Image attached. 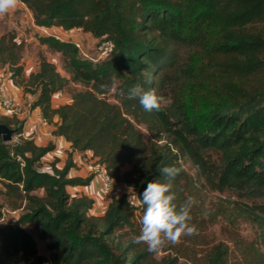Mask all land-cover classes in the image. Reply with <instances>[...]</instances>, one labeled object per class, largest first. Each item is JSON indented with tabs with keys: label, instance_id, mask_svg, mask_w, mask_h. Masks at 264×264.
Wrapping results in <instances>:
<instances>
[{
	"label": "trees",
	"instance_id": "obj_1",
	"mask_svg": "<svg viewBox=\"0 0 264 264\" xmlns=\"http://www.w3.org/2000/svg\"><path fill=\"white\" fill-rule=\"evenodd\" d=\"M20 1L36 29L52 32L38 34L39 40L63 55L68 75L44 55L27 75L25 43L15 31L0 34V69L34 96L31 106L55 126L53 134L64 136L73 151H90L126 188L106 197L104 213H92L95 199L69 188L91 184L94 174L71 175V152L62 167L58 157L45 163L55 144L36 143L24 136V119L0 113V124L17 135L13 143L0 136V192L20 211L16 222H4L0 202V264H201L199 250L170 245L158 257L159 251L133 243L141 227L135 217L143 213L147 184L167 179L159 169L175 166L181 169L172 180L175 202L194 200L190 223L199 229L200 190L187 158L218 190L264 195V80L253 79L264 72V0ZM78 28L98 42L111 40L112 52L86 58L72 38L53 32ZM113 80L116 91L101 87ZM72 83L80 88L72 89L71 101L55 106L53 96ZM137 85L164 96L161 111H145L138 98L119 95ZM206 212L211 221L223 215L234 227L248 219L258 232L250 241L233 238L239 260L231 259L230 244L218 242L203 253V264H264V205L235 202L231 210L220 204ZM36 236L49 256L38 251Z\"/></svg>",
	"mask_w": 264,
	"mask_h": 264
},
{
	"label": "rangeland",
	"instance_id": "obj_2",
	"mask_svg": "<svg viewBox=\"0 0 264 264\" xmlns=\"http://www.w3.org/2000/svg\"><path fill=\"white\" fill-rule=\"evenodd\" d=\"M15 31L17 36L25 43L24 50V58L23 63L25 66V73L30 74L32 71L38 69L40 64V58L42 55L46 56L49 60L53 61L59 70L68 75V72L65 70V61L63 55L60 52H56L51 50L48 46L42 44L39 40L38 34H46L43 31L36 29L35 25L32 24L31 19H28V15L26 13L21 12V14H16L13 17V20H9L8 13L4 16H0V34L4 32ZM58 34H61L63 38L70 37V33L54 30ZM72 35L80 39L84 49L87 53L95 58L98 54V46L99 42L92 35L86 34L84 31H72ZM68 37V38H69ZM181 54L186 56V50H180ZM27 68V70H26ZM2 70H4L2 68ZM6 72V71H5ZM7 73V72H6ZM254 80H264V72L257 75L253 78ZM73 88H80V86L72 83L69 87L64 89L59 93L58 99L59 104L70 102L71 101V93ZM112 98V95H109ZM143 129L144 136L147 137L148 132L144 125L140 126ZM17 139V135H14L12 140L9 143L15 142ZM210 159L212 161H219V154L215 151H211L208 153ZM84 163L80 165H76L75 169L77 171H83L85 176H88L91 171L88 169V165L92 162L93 158L88 154H84L80 156ZM184 165L187 168L188 172L195 178L197 184L199 194L198 198L200 200V209L197 212V219H201L202 221L198 224L199 229L197 228V234L194 235H183L181 236L178 243L172 244L167 243L163 248L168 247L170 245L179 246L181 248H185L189 253L192 251L199 250L198 254L199 263L203 264V253L208 250L212 245L218 242H225L230 244L231 249L233 250L231 253V259L239 260L240 254L237 248L233 245V238L236 236H240L245 240H253L257 236V226L252 223L250 220L245 218H239L236 221V226H232L226 217L223 215H218L216 220L211 221L208 215H205L207 209L212 208L217 210L218 205H224L227 207V210L232 209V205L235 202H238L242 205L250 204V205H264V195L261 197L250 198L244 195L241 191H236L233 189H226L224 191L218 190L214 183L206 180V177L201 174L199 168L193 163L190 159L184 160ZM125 190V189H124ZM124 192V191H122ZM121 194V192L119 193ZM132 200H135L133 197L132 191L128 192ZM0 202L3 204L4 210V218L2 221L4 222H16L19 212L18 210H12L7 202L6 197L0 192ZM224 211V209H223ZM143 213L138 212L136 214L135 219L140 220ZM34 234H36L34 232ZM38 251L45 255L49 256V251L46 247V242L44 240L39 239L36 236ZM163 248L157 253L158 257H162L167 254L168 251H164ZM186 261L181 258L179 263Z\"/></svg>",
	"mask_w": 264,
	"mask_h": 264
},
{
	"label": "clouds",
	"instance_id": "obj_3",
	"mask_svg": "<svg viewBox=\"0 0 264 264\" xmlns=\"http://www.w3.org/2000/svg\"><path fill=\"white\" fill-rule=\"evenodd\" d=\"M20 0H0V16L6 15L19 5ZM106 91H116L115 81L101 86ZM119 95H126L129 99L138 98L145 111H161L165 98L158 94L155 88L143 90L139 85L130 87L126 91L119 89ZM167 179H154L145 187L141 201L144 205L143 214L139 221L141 227L139 235L133 237V243L145 244L150 253L160 251L167 243H178L183 235L197 234V228L191 224V208L194 200L188 198L177 204L176 195L172 191V180L180 174L181 169L175 166H165L159 169ZM205 212V215H208Z\"/></svg>",
	"mask_w": 264,
	"mask_h": 264
},
{
	"label": "crops",
	"instance_id": "obj_4",
	"mask_svg": "<svg viewBox=\"0 0 264 264\" xmlns=\"http://www.w3.org/2000/svg\"><path fill=\"white\" fill-rule=\"evenodd\" d=\"M21 12L26 13V15H28V19H31L32 24H34L31 11L21 1L16 9L8 12L9 20H13L14 15L16 14L20 15ZM56 30L58 29L56 28ZM86 34H90V33L87 32ZM0 78L6 87L7 94L18 98L23 103L24 109L28 111L26 117L23 118L24 136L34 138L36 143L40 145H46L49 142H53L55 144L54 150L48 152L43 157V161L45 163L51 162L54 158L58 157L60 159V161L58 162V166L62 167L65 164V161L70 152L72 153L76 165H80L84 163L80 157L81 155L88 154L90 157H92V153L90 151H86V152L73 151L71 147V143L67 141L64 136L53 134V130L55 129V126L53 124H49L44 119L39 107L33 108L31 106V102L34 99V96L25 94L22 87L16 85L13 82V80L9 77V74L2 69H0ZM56 97H59V93H56L53 96V104L55 106L59 105L58 99H56ZM70 174L85 176L83 171L82 172L77 171L75 169V166L70 171ZM69 189L72 191L84 192L95 199V205L92 210V213L102 214L106 210L108 204V198L102 195L100 182L96 178H94L91 184L89 185H84V186L79 185V186L71 187ZM133 197L135 198V200L132 201H137V196L135 194Z\"/></svg>",
	"mask_w": 264,
	"mask_h": 264
},
{
	"label": "built area",
	"instance_id": "obj_5",
	"mask_svg": "<svg viewBox=\"0 0 264 264\" xmlns=\"http://www.w3.org/2000/svg\"><path fill=\"white\" fill-rule=\"evenodd\" d=\"M46 34L52 33L49 29L38 28ZM76 31H81L80 28ZM57 37L62 38L60 35L55 34ZM70 38L73 39L75 45L79 49L82 56L92 59L99 60L112 52L113 43L111 40H104L99 42L98 54L95 58L91 57L87 51L84 49L80 39L75 38L72 33H70ZM28 111L24 109L23 103L15 96L9 95L6 92V87L0 78V113L7 116H16L21 119L26 117ZM89 171L94 174L95 178L99 180L101 185V193L104 197H109L112 194H118L122 192L126 186L121 182L117 181L115 178L109 175L105 164L93 159L88 165Z\"/></svg>",
	"mask_w": 264,
	"mask_h": 264
},
{
	"label": "water",
	"instance_id": "obj_6",
	"mask_svg": "<svg viewBox=\"0 0 264 264\" xmlns=\"http://www.w3.org/2000/svg\"><path fill=\"white\" fill-rule=\"evenodd\" d=\"M0 136H2L6 142H9L13 138V130L5 124H0Z\"/></svg>",
	"mask_w": 264,
	"mask_h": 264
}]
</instances>
